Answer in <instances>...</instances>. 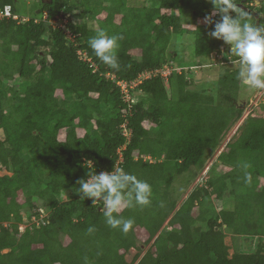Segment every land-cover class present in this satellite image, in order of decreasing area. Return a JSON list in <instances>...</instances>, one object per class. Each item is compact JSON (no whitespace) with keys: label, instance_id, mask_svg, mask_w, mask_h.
Listing matches in <instances>:
<instances>
[{"label":"trees","instance_id":"trees-1","mask_svg":"<svg viewBox=\"0 0 264 264\" xmlns=\"http://www.w3.org/2000/svg\"><path fill=\"white\" fill-rule=\"evenodd\" d=\"M15 2L0 0V10L8 5L17 16L0 18V170L8 172L0 177V264H264L263 244L229 254L224 242L226 232L264 237V105L244 119L201 185L178 206L173 195L177 176L195 178L243 112L238 66L219 70L213 92L186 78L223 42L209 36L213 25L198 22L212 12L209 0H35L31 17ZM236 3L264 22V0ZM100 30L121 37L116 68L88 46ZM184 33L194 34V65L151 74L130 90L136 100H123L116 81L176 68L168 48ZM89 159L98 173L120 168L151 185L150 204L119 213L134 220L127 234L106 224L102 204L75 192ZM22 222L29 224L21 231ZM138 231L150 243L144 252ZM131 248L139 251L128 261Z\"/></svg>","mask_w":264,"mask_h":264},{"label":"clouds","instance_id":"clouds-1","mask_svg":"<svg viewBox=\"0 0 264 264\" xmlns=\"http://www.w3.org/2000/svg\"><path fill=\"white\" fill-rule=\"evenodd\" d=\"M209 2L213 9L211 15L205 17V22L214 26L209 36L230 46L228 54L234 58L232 63L238 65L236 78L243 86L264 90V22L257 23L249 11L238 6L236 0ZM217 16L219 19H214ZM119 39L121 37L110 36L100 30L89 38L88 46L102 63L116 68ZM219 55L222 56L221 53ZM84 165H87V175L78 180L75 192L82 200L91 199L92 204H102L100 211L106 224L127 234L133 228L134 220L125 219L119 213L125 207L150 204L151 185L120 168L98 173L90 159ZM242 167L246 169L249 166L244 164ZM244 179L251 183V174L246 173ZM91 231L93 229L89 228Z\"/></svg>","mask_w":264,"mask_h":264},{"label":"rangeland","instance_id":"rangeland-1","mask_svg":"<svg viewBox=\"0 0 264 264\" xmlns=\"http://www.w3.org/2000/svg\"><path fill=\"white\" fill-rule=\"evenodd\" d=\"M127 2L129 4L132 5H145L146 6H150L151 5V0H127ZM36 6V2L35 0H16L15 2V7L17 9L18 14L23 15L24 17H31L33 11L36 10L37 7ZM35 7V9H33ZM188 13V12H186ZM186 13L184 12V15H186ZM212 12H210L209 14H207L208 16L211 14ZM207 17V16H206ZM121 20V16H118V18L116 19L117 22H119ZM205 21V19H199L198 22L203 23ZM67 22V19H63L62 23ZM59 23V22H58ZM62 23H59L60 25H62ZM188 26L189 25H186ZM191 29H193L195 26L191 25L190 26ZM222 42V41H221ZM230 49L229 45L224 44L223 42L220 44V46L218 47V50L216 53L213 54L212 58L210 60H208L206 62L205 67H196L193 66V61L195 59L194 57V34H189V33H184L182 35L180 34H176L174 35V37L172 36L171 38V42L169 44V48H168V52L175 50L176 53L173 55V57L171 56L169 58V63L172 66H175L176 68H173L171 70V67L168 65H164L162 67V71L163 73H165L166 75H169L171 72V74L176 73L179 71V69L182 67H191V73H186V78L188 79V77H191L193 79H195V83L192 85L193 88H197V82L201 81L200 79H203L205 82V85H203L206 89H208L209 92H213L215 85L217 84V80L215 81V77L218 75L219 70L224 67V68H232V67H237V64H233L232 60L233 57H231L228 53L226 54V52H228L227 50ZM222 54V56L220 57L219 54ZM206 60V59H205ZM212 64L213 66L209 65ZM166 77V76H164ZM168 77V76H167ZM138 83V82H137ZM171 88H175L174 92L176 91V79H175V75L172 78V87ZM176 94V93H175ZM133 97V96H132ZM264 90H252L249 89L245 86H243L240 83V92H239V100L241 101L242 104H244L243 106V112L242 115L240 116V118L233 123L229 129H227V132L224 134V137L222 138L220 145L218 146V148L215 150L214 154L211 155V157L207 160L204 168L202 170H200L197 174V176L195 178H189L188 179V173L182 175L177 176L174 184H173V195L175 196V198L177 199V206L187 197V195L191 192L192 188L195 185H198V183L201 185L204 180L207 178V170L209 168V166L211 165V163L216 159V156L218 155V153L220 151L223 150V148L225 147V145L232 141L234 138H236L239 134V126L242 125L244 119L249 115V116H257L258 113H252L254 110V107L256 106H261L263 107L264 105ZM134 100L137 99V97H133ZM264 108V107H263ZM260 113V112H259ZM260 115H262L264 117V109H263V113L261 112ZM63 136V133L60 135V137ZM4 174H8L7 171L4 170H0V177ZM212 199H214L212 197ZM215 202V201H214ZM215 207L216 210H219L221 207H223V205L221 206L220 202H215ZM224 208L226 209H232L233 208V203L232 201H230V203L227 202V204L224 205ZM24 214V212H22ZM169 218L164 222V225L162 227L163 229H169L170 225L168 223ZM22 225L19 226L21 227H25L26 225L29 224V222H22ZM22 231V228H21ZM139 232V240L141 241V243L139 242V244L141 245V249L143 250V252L145 251V249H147V247L149 246V244L144 245L143 243V239L145 238V234L143 231H138ZM224 242L228 245L229 248V254H231L235 249L239 248V249H248L249 247L252 249H256L257 245L259 243L263 244L264 246V237H255V236H246V237H240V236H235L232 235L228 232H226L225 238H224ZM7 249L2 250L3 252H6ZM137 251H139L137 248H131L128 253L126 254V259L128 261H131L133 259V257L135 256V254L137 253Z\"/></svg>","mask_w":264,"mask_h":264},{"label":"built area","instance_id":"built-area-1","mask_svg":"<svg viewBox=\"0 0 264 264\" xmlns=\"http://www.w3.org/2000/svg\"><path fill=\"white\" fill-rule=\"evenodd\" d=\"M14 17V18H17L16 15H13L11 13V10H10V6H5L4 9L0 10V18L2 17ZM264 17V15H263ZM161 74L163 77L164 76H168L166 75L165 73H163L162 71V68L161 69H155L153 72H150V71H147L146 73L144 74H141L139 75L136 79H134L133 81H125V80H117L116 81V84L120 87V90L122 92V97H123V100H125L126 102H130L132 103L133 102V99H132V95L130 93V90L133 89L139 82H141V80L145 77H148L150 76L151 74ZM164 77V78H166ZM114 78V77H112ZM138 82V83H137ZM264 99V97H263ZM124 134L126 136L129 135V131L124 127Z\"/></svg>","mask_w":264,"mask_h":264},{"label":"water","instance_id":"water-1","mask_svg":"<svg viewBox=\"0 0 264 264\" xmlns=\"http://www.w3.org/2000/svg\"><path fill=\"white\" fill-rule=\"evenodd\" d=\"M242 8L246 9L245 6L241 5ZM253 14H255V16H257V14L253 11Z\"/></svg>","mask_w":264,"mask_h":264}]
</instances>
